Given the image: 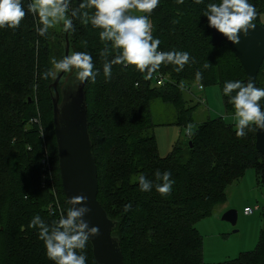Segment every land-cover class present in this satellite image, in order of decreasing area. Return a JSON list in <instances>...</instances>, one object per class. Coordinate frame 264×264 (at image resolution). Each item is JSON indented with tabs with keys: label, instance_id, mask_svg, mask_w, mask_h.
Wrapping results in <instances>:
<instances>
[{
	"label": "trees",
	"instance_id": "trees-1",
	"mask_svg": "<svg viewBox=\"0 0 264 264\" xmlns=\"http://www.w3.org/2000/svg\"><path fill=\"white\" fill-rule=\"evenodd\" d=\"M81 2L71 0L68 19L73 27L64 28L60 37L52 29L40 36L37 17L31 13L16 29L0 28V264H54L38 238L39 229L28 225L37 214L52 225L68 209L51 125L52 90L48 86L54 78H43L52 68L51 59L62 58L65 34L68 53L87 52L98 73L95 82L83 85L96 169L95 199L106 217L115 221L111 234L118 239L122 264H205L194 224L224 204L225 189L246 169H252L258 180L262 171L261 156L254 149L255 129L239 138L235 124L225 123L220 115L207 117L188 134L193 110L202 105L198 100L202 97L193 100L188 94L193 85L217 87L223 114L233 116L234 108L222 92L224 83H248L227 45H210V27L203 12L207 4L220 0L200 4L159 0L150 16L152 34L161 41L159 50L187 51L190 62L181 71L162 64L151 78L134 66L113 65L110 79L103 73L100 52L105 44L99 39V29L82 16L92 10L72 16L71 9ZM22 3L27 10L29 0ZM249 3L258 13L253 23L264 27L259 22L264 0ZM116 54L112 52L108 59ZM208 62L210 67L204 69ZM197 71L202 72L201 80L196 79ZM157 78L161 86H155ZM181 82L183 91L178 87ZM255 84L264 88V58ZM154 101L172 109L171 119L160 126L174 125L187 132L164 158L157 155L153 135L150 105ZM260 104L264 109V99ZM158 169L169 171L175 181L170 195H160L154 186L151 191L140 190L137 178L144 175L155 185ZM83 252L86 264H95L88 243ZM220 264H264V231L251 252Z\"/></svg>",
	"mask_w": 264,
	"mask_h": 264
},
{
	"label": "clouds",
	"instance_id": "clouds-1",
	"mask_svg": "<svg viewBox=\"0 0 264 264\" xmlns=\"http://www.w3.org/2000/svg\"><path fill=\"white\" fill-rule=\"evenodd\" d=\"M184 0H177L183 3ZM200 4L202 0H195ZM71 0H29L25 10L22 0H0V28L16 29L28 13L37 17L36 31L45 36L50 28L63 24L66 29H72V21L68 19ZM159 6V0H82L79 7L71 9L72 16L77 17L81 10L83 18L92 27L99 29V39L105 44L100 52L103 59V73L106 79L111 78L113 65L134 66L145 73L146 78L156 72L162 64L176 66V71L183 70L190 62L187 51H161V41L153 36V24L150 20L152 12ZM138 13V14H137ZM258 13L249 0H220L219 3H209L203 16L207 17L208 26L215 29L233 44L240 42V34L247 36L255 28L253 21ZM86 44V42H85ZM117 54L109 60L108 56ZM52 68L43 73V78H55L60 72L75 71V82H95L98 74L94 69L92 56L87 52L74 51L57 60L50 61ZM210 63L203 65L204 69ZM196 79L201 80L202 72H196ZM184 90L183 82L178 85ZM228 97V103L234 108L236 135L246 136V130L264 129V109L260 101L264 99V88H257L251 81L243 83L226 81L222 89ZM192 125H188V134L192 135ZM169 171L155 173L156 183L140 175L138 179L141 191H151L153 186L162 196L171 194L175 183ZM88 198L77 195L69 200L66 214L61 211L60 217L52 225H48L37 214L32 217L28 227L38 228V238L43 241L47 258L54 264H86L87 257L83 250L90 237L100 234L97 226H89L84 219L91 209L87 206ZM131 205L126 206V210Z\"/></svg>",
	"mask_w": 264,
	"mask_h": 264
},
{
	"label": "water",
	"instance_id": "water-1",
	"mask_svg": "<svg viewBox=\"0 0 264 264\" xmlns=\"http://www.w3.org/2000/svg\"><path fill=\"white\" fill-rule=\"evenodd\" d=\"M67 32V31H66ZM224 42L241 66L247 82L255 86V76L264 58V27L255 24L247 36L240 34V42L233 44L215 29L210 28V45ZM68 55V42L64 35L63 56ZM65 72L58 73L48 86L52 90L51 125L55 142L56 164L61 192L68 207L69 200L77 195L88 198L91 211L85 215L89 226H97L100 234L90 237L88 245L95 264H122L118 239L111 234L115 221L97 203L96 169L90 150L87 133L84 83L75 82V71L66 75L60 89L56 85ZM257 87V86H256ZM254 149L260 154L262 171L260 181L264 186V129L254 131ZM220 219L231 225L235 222V212L226 211Z\"/></svg>",
	"mask_w": 264,
	"mask_h": 264
},
{
	"label": "rangeland",
	"instance_id": "rangeland-1",
	"mask_svg": "<svg viewBox=\"0 0 264 264\" xmlns=\"http://www.w3.org/2000/svg\"><path fill=\"white\" fill-rule=\"evenodd\" d=\"M259 22L264 24V14L260 16ZM64 28L63 24H59L50 29L60 37ZM66 75L60 79L58 90ZM188 94L193 100L203 94L204 100L202 105H197L193 110L192 128L207 117L216 118L220 115L225 123L235 124L233 116L223 114L217 87L199 90L193 85ZM150 113L154 125L156 152L158 157L164 158L174 143L185 139L184 129L174 125L160 126L172 117V109L168 105L154 101L150 105ZM254 207L258 209L252 214H242L243 209ZM229 210L235 212L233 225L220 219L221 215ZM194 228L201 238V257L205 264H220L236 258L239 254L251 252L256 246L260 231H264V186L254 171L246 169L238 180L229 185L225 189L224 204L214 208L208 217L197 221Z\"/></svg>",
	"mask_w": 264,
	"mask_h": 264
},
{
	"label": "built area",
	"instance_id": "built-area-1",
	"mask_svg": "<svg viewBox=\"0 0 264 264\" xmlns=\"http://www.w3.org/2000/svg\"><path fill=\"white\" fill-rule=\"evenodd\" d=\"M161 84H162L161 78H157L155 81V86H161ZM195 87L199 90L202 89L200 85H196ZM198 100L200 101L201 104L204 102L203 98H198ZM184 134L185 136H187V132H185ZM44 168L47 169V164H44ZM257 209H258L257 207H254L253 209H243L242 214L248 216L252 214L253 211H257Z\"/></svg>",
	"mask_w": 264,
	"mask_h": 264
},
{
	"label": "crops",
	"instance_id": "crops-1",
	"mask_svg": "<svg viewBox=\"0 0 264 264\" xmlns=\"http://www.w3.org/2000/svg\"><path fill=\"white\" fill-rule=\"evenodd\" d=\"M214 87V86H213ZM216 91V90H215ZM217 91H218V89H217ZM214 93V92H213ZM202 98H203V94L202 95H200ZM218 96H219V92H218Z\"/></svg>",
	"mask_w": 264,
	"mask_h": 264
}]
</instances>
